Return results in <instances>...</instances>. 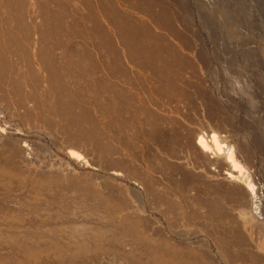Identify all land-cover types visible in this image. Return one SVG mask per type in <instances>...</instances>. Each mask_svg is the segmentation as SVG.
<instances>
[{
    "label": "rangeland",
    "instance_id": "rangeland-1",
    "mask_svg": "<svg viewBox=\"0 0 264 264\" xmlns=\"http://www.w3.org/2000/svg\"><path fill=\"white\" fill-rule=\"evenodd\" d=\"M14 1L10 2V8L13 9L14 6L17 9L12 11L8 7L10 10L6 14L12 21H8L5 15L2 16L4 11L0 14V21L6 20L1 23L8 21L12 23L10 25L7 22L10 26L16 22L19 25L12 26L13 29L0 23V40L3 43L1 46L0 42V53L3 54L4 50L3 55H8L1 60L3 56L0 54V60L4 61L5 68H11L10 71L0 69L3 72L0 71V79L4 80L0 81V128L7 127L6 130L14 133L15 138L22 139L30 146L31 151L29 150L26 158H31L34 167L24 169L18 164L20 160L13 157L9 146H0V264H264V216L256 213L253 201L250 213L254 222L249 221L248 224L242 218L239 214L241 201L234 196L233 189L221 182V175L230 168L226 162L227 152L224 151L221 156L212 155V158L210 154V159L201 156L196 146L197 138L194 139L196 133L210 135L209 139L206 138L208 140L211 139V133H216L220 136L219 142L226 147L225 150L230 146L234 147L235 154L236 149L239 150L241 154L239 152L238 156L237 152L236 160L250 173L251 181L260 194L258 199L264 201V0H44V4L43 0H16L18 6H15ZM2 2L4 0H0V12L5 5ZM89 7H93L92 10ZM46 8L55 9L53 12L56 16H46L51 13L48 10L45 13ZM88 8L90 16L95 12L93 17L83 16L88 14ZM136 8L142 11H137ZM159 9L160 12H157ZM13 17H17V21ZM45 17L48 25L54 18L52 24L55 27L51 28L49 25L53 30H48ZM48 18L52 20L49 22ZM87 18L98 26L91 25L93 22H88ZM93 18H98L101 22L98 23ZM56 20L61 27L56 25ZM112 23H115V27ZM56 26L60 30H54ZM116 27L122 31L119 32ZM6 28L8 32L16 30L15 36L19 38L15 45L18 46L13 45L10 51L5 40L11 46L13 42L6 36H11L13 41L18 38L15 37L17 39L14 40V36L10 35L12 32L4 34L2 29L6 31ZM87 28L95 31H88ZM45 29L53 31V34H46ZM126 33L134 38L125 36ZM142 33L146 34L143 36ZM49 36H53L52 39ZM122 38L132 40L124 41ZM120 41L124 45L129 44L127 42L138 45L131 52L136 55L137 60L128 53L133 45L129 44L127 50L124 48L127 46L121 45ZM140 44L143 45L138 49ZM83 47L90 51L85 52ZM136 49L139 50L137 54ZM144 53L150 59L140 60L142 56L144 58ZM114 60L120 63L119 66ZM5 61L12 65L8 63L6 65L9 67L5 66ZM119 70L128 74L121 75ZM88 75H91L90 78ZM165 78L170 81H165ZM135 85L138 87L134 88ZM92 87L96 89L95 94ZM98 88L102 94L97 91ZM81 89L84 90L80 92ZM73 91H76L75 94ZM106 91L113 98L109 95L107 98ZM116 91L118 93L114 94ZM72 97L77 98L74 101ZM117 97L121 99V103ZM85 100H88L87 103ZM61 103L63 104L60 105ZM146 105L150 108L145 109ZM67 106L70 107L68 111L71 110L69 113L65 109ZM118 109L122 111L120 114ZM101 110L103 114L106 113L104 118ZM42 119L46 122L43 123ZM81 121L84 123L82 127ZM87 126L93 128L88 130ZM113 126L118 128L114 129ZM75 127H80V132L84 131L85 135L82 133V137ZM75 137L81 138V145L74 151L83 157L82 163L88 161L86 165L68 162V151L73 149L70 148V143L74 142ZM212 144L210 143L212 152L216 153ZM240 156L243 158L240 159ZM11 157L16 160H10ZM79 164L83 166L79 167ZM250 164L252 165L249 166ZM114 171L120 172L119 178L112 177ZM98 199L103 201L102 206ZM105 202H108L107 205L110 202L108 206L111 208ZM218 205L220 209H217ZM107 208L109 209L106 210Z\"/></svg>",
    "mask_w": 264,
    "mask_h": 264
},
{
    "label": "bare ground",
    "instance_id": "bare-ground-1",
    "mask_svg": "<svg viewBox=\"0 0 264 264\" xmlns=\"http://www.w3.org/2000/svg\"><path fill=\"white\" fill-rule=\"evenodd\" d=\"M8 1H9V2H8ZM11 1L13 2V0H11ZM11 1H10V0H4V2H2V3H5V5H3V7H2L3 10L0 12V14L2 15V12L4 11L5 14L3 13L2 16L5 15V16L7 17V20H8V21H10L11 18L9 19V18H8V15H6V14H7L8 10L12 9V8H10V7H12V5L10 6V4H12V3H10ZM67 1H68V0H67ZM72 1H73V0H72ZM88 1H89V0H88ZM109 1H110V0H109ZM149 1H150V0H149ZM156 1H157V0H156ZM7 2H8V3H7ZM47 2H48V0H47ZM83 2H84V1H83ZM112 2H113V1H112ZM133 2H134V1H133ZM154 2H155V1H154ZM14 3L16 4L15 6H18V3L16 2V0L14 1ZM51 3H52V2H51ZM54 3H55V2H54ZM86 3H87V2H86ZM88 3H89V2H88ZM128 3H130V2H128ZM156 3H157V2H156ZM162 3H163V2H162ZM43 4H44V0H43ZM49 4H50V3H49ZM49 4H48V5H49ZM79 4H80V2H79ZM82 4H83V3H82ZM90 4H91V3H90ZM93 4H94V3H93ZM110 4H111V3H110ZM113 4H114V3H113ZM138 4H139V3H138ZM140 4H142V3H140ZM157 4H158V3H157ZM8 5H9V6H8ZM23 5H24V4H23ZM40 5H41V4H40ZM48 5H47V6H48ZM50 5H51V4H50ZM114 5H115V4H114ZM114 5H112V6L114 7ZM125 5H126V4H125ZM130 5H132V4L130 3ZM133 5H134V4H133ZM142 5H143V4H142ZM142 5H139V7H140V6L142 7ZM47 6H46V7H47ZM84 6H85V5H84ZM106 6H107V5H106ZM110 6H111V5H110ZM135 6H136V5H135ZM146 6H147V5H146ZM146 6H145V7H146ZM154 6H157V5L155 4ZM154 6H153V7H154ZM8 7H9L10 9H9ZM42 7H44V6H42ZM76 7H77V6L75 5V8H76ZM93 7H95V6H93ZM93 7H92V8H93ZM116 7H117V6H116ZM153 7H151V8H153ZM159 7H160V5H159ZM159 7H158V8H159ZM163 7H164V6H163ZM2 8H1V9H2ZM14 8H15V9H14ZM31 8H32V7H31ZM48 8H50V7H48ZM54 8H55V5H54ZM89 8H91V7H89ZM89 8L87 9V11L89 10ZM92 8H91V10H92ZM98 8H99V7H98ZM114 8H115V7H114ZM130 8H132V7H130ZM13 9L16 10L17 8L13 6ZM13 9H12V11H13ZM41 9H42V8H41ZM70 9H71V8H70ZM81 9H82V8H81ZM106 9H107V8H106ZM109 9H110V8H109ZM109 9H108V11H109ZM111 9H112V8H111ZM111 9H110V10H111ZM118 9H119V8H118ZM133 9H134V8H133ZM138 9L141 10L140 8H136L137 11H138ZM142 9H143V8H142ZM146 9H148V8H146ZM154 9L156 10L155 7H154ZM166 9H167V8H166ZM42 10H43V9H42ZM44 10H45V9H44ZM47 10H48V9L46 8L45 13H46ZM54 10H55V9H52V10L50 9V10H48L47 12L50 11L51 13H47L46 16H49L48 14L53 15L52 17L56 16V15L54 14L55 12H53ZM56 10H57V9H56ZM75 10H76V9H75ZM78 10H79V9H78ZM93 10H94V9H93ZM115 10H116V9H115ZM115 10L113 11V13L115 12ZM151 10H152V9H151ZM89 11H90V10H89ZM89 11L87 12L88 14L83 15V16H84V17H87V16L90 14ZM94 11H97V10H94ZM94 11H91V12L93 13ZM106 11H107V10H106ZM106 11H105V12H106ZM141 11H142V10H141ZM163 11H164V9H163ZM169 11H170V10H169ZM15 12H16V11H15ZM52 12H53V13H52ZM83 12H84V11H83ZM110 12H111V11H110ZM121 12H122V11H121ZM144 12H145V11H144ZM148 12H149V11H148ZM148 12H147V13H148ZM157 12H160V9L157 10ZM8 13H9V12H8ZM16 13H17V12H16ZM43 13H44V11H43ZM73 13H74V12H73ZM92 13H91V14H92ZM94 13H95V12H94ZM94 13L92 14V16H90V15H89V16H90V17H93V15H95ZM107 13H108V12H107ZM117 13H118V12H117ZM125 13H126V12H125ZM138 13H139V12H138ZM145 13H146V12H145ZM152 13H153V11H152ZM162 13H163V15H164V12H162ZM162 13H161V14H162ZM12 14H13V13H12ZM56 14H57V12H56ZM108 14H110V13H108ZM122 14H123V13H121V15H122ZM156 14H158V13H156ZM166 14H167V13H166ZM1 15H0V17H2ZM51 15H50V17H51ZM57 15H58V14H57ZM79 15H81V14H79ZM114 15H116V12H115ZM118 15H119V14H118ZM118 15H117V17H118ZM145 15H146V14H145ZM168 15H169V14H168ZM101 16H102V15H101ZM147 16H148V14H147ZM160 16H161V15H160ZM174 16H175V15H174ZM14 17H15V16H14ZM14 17H13V18H14ZM58 17H59V16H58ZM61 17H62V16H61ZM110 17H111V15L109 16V18H110ZM114 17H115V16H114ZM129 17H130V16H129ZM168 17H169V16H168ZM192 17H193V16H192ZM13 18H12V19H13ZM16 18H17V17H16ZM16 18H14V19H16ZM46 18H47V17H45L44 20H47ZM98 18H99V17H98ZM98 18H95V19L93 18V19L97 22ZM115 18H116V17H115ZM115 18H114V19H115ZM118 18H119V17H118ZM125 18H126V17H125ZM125 18H124V19H125ZM127 18H128V17H127ZM127 18H126V19H127ZM131 18H132V17H131ZM153 18L155 19V17H153ZM48 19H49V22H50V20H52V18H48ZM55 19H56V18H55ZM76 19H78V18H76ZM87 19H88V22H90V21L92 20V19L89 20V18H87ZM100 19H101V17H100ZM149 19L151 20L150 17H149ZM163 19H165V18H163ZM168 19H169V18H168ZM53 20H54V18H53ZM53 20H52V22H53ZM58 20H59V19H58ZM84 20H85V19H84ZM118 20H119V19H118ZM128 20H129V19H128ZM135 20H136V19H135ZM155 20H156V19H155ZM158 20H159V19H158ZM1 21H4V22H5L6 20H2V19H1ZM1 21H0V23H1ZM8 21H7V22H8ZM11 21H12V20H11ZM14 21H15V20H14ZM16 21H17V19H16ZM16 21H15V22H16ZM131 21H133V20L131 19ZM131 21H130V23H131ZM136 21H137V20H136ZM164 21H166V20H164ZM7 22L5 23V24H7V25H9V24L11 23V22H10V23L8 22V23H9V24H8ZM15 22H14V23H15ZM52 22L49 23V25L52 26L51 28L55 27V25H53L54 23L52 24ZM54 22H58L57 24L55 23L56 25L59 24V21H57V20L54 21ZM86 22H87V21H86ZM88 22H87L86 24L90 25ZM91 22H93V21H91ZM99 22H101V21L98 20V23H99ZM121 22L123 23V21H121ZM121 22H119V23H121ZM126 22H127V21H126ZM138 22H140V21H138ZM152 22H153V21H152ZM158 22H160V21H158ZM14 23H13V24H14ZM41 23H42V22H41ZM83 23H84V22H83ZM93 23H94V22H93ZM93 23H91V25H95V23H94V24H93ZM107 23H108V22H107ZM127 23H128V22H127ZM132 23H133V22H132ZM154 23H155V22H154ZM174 23H175V22H174ZM174 23H173V24H174ZM2 24H4V23L2 22L1 25H2ZM5 24H4L3 26H5ZM11 24H12V23H11ZM11 24H10V25H11ZM42 24H43V23H42ZM66 24H67V23H66ZM109 24H110V23H109ZM112 24H114V27H115V23H112ZM142 24H143V23H142ZM161 24H162V23H160V25H161ZM10 25L8 26V28H9V27H12V26L14 27V26L18 25V23L16 22L15 25H12V26H10ZM40 25H41V24H40ZM46 25H48V20H47V24H46ZM49 25L47 26L48 28L50 27ZM72 25H73V24H72ZM96 25H97V23H96ZM96 25H95V26H96ZM100 25H101V24H100ZM102 25H103V23H102ZM116 25L118 26V23H117ZM131 25H132V24H131ZM3 26H2V28H3ZM18 26H19V25H18ZM59 26L61 27L60 24H59ZM80 26H81V25H80ZM80 26H79V27H80ZM95 26H93V28H94ZM97 26H98V25H97ZM103 26H104V25H103ZM137 26H138V25H137ZM140 26H141V25H140ZM143 26H144V24H143ZM143 26H142V27H143ZM154 26H155V25H154ZM13 27H12V28H13ZM44 27H45V26H44ZM62 27H63V26H62ZM83 27H84V26H83ZM112 27H113V26H112ZM135 27H136V26H135ZM135 27H134V28H135ZM162 27H163V26H162ZM0 28H1V26H0ZM8 28H6V31H5L4 29H2L3 32H4V34H5V32H8V30H7ZM48 28H47V29H48ZM51 28H49L48 30H50ZM58 28H59V27L56 26V28H54V30H55V29L58 30ZM66 28H67V27H66ZM102 28H103V27H102ZM137 28H138V27H137ZM137 28H136V29H137ZM140 28H141V27H140ZM146 28H147V27H146ZM13 29H14V28H13ZM15 29H16V27H15ZM64 29H65V28H64ZM98 29H99V28H98ZM98 29H96V32H97ZM104 29H105V28H104ZM116 29H118V31H119V28H118V27H116ZM116 29H114V30H116ZM121 29H122V28H121ZM121 29H120V30H121ZM124 29H125V28H124ZM130 29H132V28L130 27ZM22 30H23V29H22ZM24 30H25V29H24ZM45 30H46V29H45ZM48 30H46V31H47L46 34L50 33V35H51V33H52L53 31H52V32H50V31L53 30V29H51L49 32H48ZM59 30H60V28H59ZM70 30H71V29H70ZM81 30H82V29H81ZM81 30H80V31H81ZM84 30H85V29H83V31H84ZM87 30H88V28H87ZM89 30H91V28H90ZM89 30H88V31H89ZM93 30H94V29H93ZM93 30H91V31H93ZM125 30H126V29H125ZM143 30H144V29H143ZM147 30H148V29H147ZM13 31H14V30H13ZM15 31H16V30H15ZM15 31H14V32L9 31L10 33L12 32L14 35H13L12 33L10 34V33L8 32V34L14 36V40L18 38V36H15V34H16ZM19 31H20V30H19ZM63 31H64V30H63ZM94 31H95V30H94ZM94 31H93V32H94ZM100 31H101V30H100ZM121 31H122V30H121ZM121 31H119V32H121ZM137 31H138V30H137ZM140 31H141V30H140ZM145 31H146V30H145ZM145 31H144V32H145ZM0 32H1V31H0ZM3 32H2V33H3ZM17 32H18V31H17ZM44 32H45V31H44ZM56 32H57V31H56ZM71 32H72V31H71ZM81 32H82V31H81ZM96 32H95V34H96ZM114 32H115V31H114ZM119 32H118V33H119ZM123 32H124V31H123ZM126 32H127V31H126ZM130 32H131V31L129 30L128 33H130ZM150 32H151V31H150ZM2 33H1V34H2ZM29 33H30V32H29ZM57 33H58V32H57ZM64 33H65V31H64ZM67 33H68V32H67ZM99 33H102V32H99ZM103 33H104V32H103ZM115 33L117 34V32H115ZM46 34H45V35H46ZM52 34H53V33H52ZM59 34H60V33H59ZM70 34H71V33H70ZM88 34H89V33H88ZM95 34L93 33V35H95ZM97 34H98V33H97ZM97 34H96V35H97ZM105 34H106V33H105ZM105 34H101V35H105ZM122 34H123V33H122ZM131 34H132V33H131ZM133 34H134V32H133ZM135 34H136V33H135ZM142 34H143V33H142ZM145 34H146V33H145ZM145 34H143V36H144ZM148 34H149V32H148ZM26 35H27V34H26ZM76 35H77V34H76ZM93 35H92V36H93ZM99 35H100V34H99ZM109 35L111 36L110 33H109ZM117 35H118V34H117ZM117 35H116V36H117ZM119 35H120V34H119ZM124 35L127 36V33L124 34ZM158 35H159V34H158ZM47 36H48V35H47ZM53 36L55 37V35H53ZM53 36H49V37L51 38V37H53ZM60 36H61V35H60ZM73 36H75V35H73ZM82 36H83V35H82ZM97 36H98V35H97ZM97 36H96V37H97ZM106 36H108V35H106ZM120 36L122 37V35H120ZM120 36H118V37L121 39ZM143 36H142V37H143ZM147 36H148V35H147ZM153 36H154V35H153ZM155 36H156V35H155ZM155 36H154V37H155ZM2 37H4V35H3ZM6 37H9V38H8L9 40L12 39L11 42H13V43L15 42V44L12 43V46H11V45H10V42H9L8 40H7V41L5 40V42H6L5 45H7V49H8V50H9V49H12V47H14V46L17 44L16 41H19V38H18V40L13 41V38H12L11 36L8 35V36H6ZM10 37H11V38H10ZM15 37H17V38H15ZM49 37H47V38H48V41H50V40H49ZM68 37H69V36H68ZM80 37H81V36H80ZM84 37H85V36H84ZM93 37H94V36H93ZM112 37H113V36H112ZM127 37H130V38L132 37V38H134V36H133V35L131 36L130 34H129V36H127ZM135 37H136V36H135ZM137 37H138V36H137ZM137 37H136V38H137ZM0 38H1V36H0ZM41 38H42V37H41ZM65 38H66V37H65ZM85 38H86V37H85ZM94 38H95V37H94ZM98 38H99V36H98ZM104 38H106V37L104 36ZM124 38H126V37H124ZM124 38H122V40H123ZM146 38H148V37H146ZM146 38H145V39H146ZM155 38H156V37H155ZM4 39H6V38H4ZM51 39H52V38H51ZM62 39H63V38H62ZM77 39H78V38H77ZM107 39H108V38H107ZM110 39H111V38H110ZM110 39H109V40H110ZM138 39H139V38H138ZM67 40H68V38H67ZM98 40L101 41L102 39H98ZM127 40H129V38H127ZM127 40L124 39V41H127ZM130 40H132V39H130ZM130 40H129V41H130ZM141 40H142V38H141ZM149 40H150V39H149ZM154 40H155V39H154ZM156 40H157V39H156ZM36 41H37V40H36ZM103 41H104V40H103ZM106 41H107V40H106ZM124 41H123V42H124ZM133 41L135 42V39H134ZM137 41H138V40H137ZM143 41H144V40H143ZM151 41H152V40H151ZM0 42H1V46H3L2 39L0 40ZM8 42H9V44H8ZM64 42H65V41H64ZM112 42H113V40H112ZM120 42H121V45H124V44H122V41H120ZM157 42H158V41H157ZM74 43H75V42H74ZM107 43H108V42H107ZM107 43H105V44H107ZM127 43L132 44L131 42H127ZM144 43H145V42H144ZM146 43H147V41H146ZM146 43H145V45H147ZM153 43H154V42H153ZM18 44H19V43H18ZM129 44L126 45V43H125V45H126L127 47H124V48H127V50H128V47H130ZM138 44H139V43H138ZM148 44H149V42H148ZM158 44H159V43H158ZM9 45H10L11 47H10ZM13 45H14V46H13ZM86 45H87V44H86ZM103 45H104V44H103ZM119 45H120V44H119ZM125 45H124V46H125ZM132 45H133V44H132ZM132 45H131V46H132ZM135 45H137V44L135 43V44L133 45V47H134ZM141 45H143V44H140L139 47H138V49L140 48ZM152 45H153V44L151 43V46H152ZM156 45H157V44H156ZM156 45H155V46H156ZM8 46H9V47H8ZM17 46H18V45H17ZM17 46H15V47H17ZM98 46H99V45H98ZM100 46H101V45H100ZM137 46H138V45H137ZM147 46H148V45H147ZM159 46H160V45H159ZM20 47H21V46H20ZM115 47H116V46H115ZM133 47L129 48V49H130V50H129L130 52L128 51V53H130V55H134L135 57H134V56H133V57H134V60H135L136 55H135V54H131V52L133 53L135 50L132 51V49H135V48H137V47H136V46H135L134 48H133ZM149 47H150V44H149ZM3 48H4V47H3ZM51 48H52V47H51ZM83 48H84V47H83ZM116 48H117V47H116ZM141 48H142V47H141ZM152 48H153V47H152ZM163 48H164V47H163ZM163 48H162V49H163ZM15 49H16V48H15ZM103 49H104V48H103ZM108 49H109V48H108ZM114 49H115V48H114ZM16 50H17V49H16ZM20 50H22V49H20ZM84 50H85V52H86V51L89 50V49H87V48L85 49V48H84ZM110 50H111V49H110ZM110 50H107V52L110 51ZM142 50H143L144 52H146V50H145L144 48H142ZM142 50L140 49V52H141ZM147 50H148V48H147ZM157 50H158V49H157ZM9 51H10V50H9ZM9 51H8V52H9ZM36 51H37V50H36ZM89 51H90V50H89ZM138 51H139V50L136 49V54L138 53ZM143 51H142V52H143ZM3 52L5 53L4 50L2 51V53H3ZM11 52H12V51H11ZM13 52H14V51H13ZM22 52H23V51H22ZM49 52H50V51H49ZM99 52H100V51H99ZM142 52H141V53H142ZM148 52H149V51H148ZM157 52H158V51H157ZM162 52H163V51H162ZM162 52H161V53H162ZM4 53H3V54H4ZM15 53H16V51H15ZM19 53H20V52H19ZM88 53H89V52H88ZM118 53H119V52H118ZM153 53H154V52H153ZM153 53H152V54H153ZM158 53H159V52H158ZM158 53H157V55H158ZM0 54H1V53H0ZM3 54H1V57L3 56V57H2L3 59L0 57L1 60H4V57H7V56H8V55H7V51H6V55H7V56H4L5 54H4V55H3ZM24 54H26V53H24ZM76 54H77V53H76ZM89 54H90V53H89ZM110 54H111V53H110ZM144 54H145V55H144V58H142L143 56L140 55V54H139V56H140V57L142 56L141 58H140L138 55H137V56H138V58H140V60L145 59V58H148V57H146V56H148V55H146V53H144ZM150 54H151V52H150ZM162 54H163V53H162ZM13 55H14V54H13ZM46 55H47V54H46ZM84 55H85V54H84ZM86 55H87V54H86ZM114 55H116V53H115ZM153 55H155V54H153ZM87 56H88V55H87ZM89 56H90V55H89ZM96 56H97V55H96ZM109 56H110V55H109ZM164 56H165V55H164ZM12 57H13V56H12ZM15 57H16V56H15ZM22 57H23V56H22ZM40 57H41V56H40ZM122 57H123V56H122ZM126 57H128V55H127ZM154 57H155V56H154ZM165 57H166V56H165ZM92 58H93V56H92ZM111 58H112V57H111ZM130 58L132 59V56H131ZM151 58H153V57H151ZM7 59H8V58H7ZM70 59H71V58H70ZM117 59L119 60V57H118ZM121 59H122V58H121ZM121 59H120V60H121ZM148 59H150V58H148ZM148 59H147V60H148ZM154 59H155V58H154ZM157 59L159 60V58H157ZM1 60H0V61H1ZM5 60H6V59H5ZM14 60H15V59H14ZM14 60H13V61H14ZM71 60H72V59H71ZM99 60H100V59H99ZM108 60H109V59H108ZM108 60H107V61H108ZM128 60H129V58H128ZM132 60H133V59H132ZM132 60H131V61H132ZM136 60H137V58H136ZM166 60H167V59H166ZM38 61H39V60H38ZM84 61H85V60H84ZM90 61H91V60H90ZM94 61H95V60H94ZM94 61H93V62H94ZM114 61H115V60H114ZM114 61H112L113 64H114ZM131 61H129V64H130ZM143 61H144V60H143ZM149 61H150V60H148V62H149ZM155 61H156V59H155ZM161 61H162V60H161ZM1 62H2V61H1ZM5 62H6V63H5V66L9 67L8 65H6V64H8L9 62H8V63H7V61H5ZM41 62H42V61H41ZM45 62H47V61H45ZM68 62H69V61H68ZM70 62L72 63V61H70ZM80 62H81V61H80ZM96 62H97V60H96ZM105 62H106V61H105ZM108 62H110V61H108ZM115 62L117 63V61H115ZM141 62H142V61H141ZM152 62H153V61H152ZM156 62H157V61H156ZM159 62H160V61H159ZM10 63H11V62H10ZM10 63H9V64H10ZM22 63H23V62H22ZM48 63H49V62H48ZM81 63H82V62H81ZM85 63H86V62H85ZM91 63H92V62H91ZM94 63H95V62H94ZM103 63H104V62H103ZM121 63H122V62H121ZM132 63H135V62H132ZM137 63H138V62H137ZM139 63H140V62H139ZM142 63H143V62H142ZM163 63H164V62H163ZM0 64H1V63H0ZM3 64H4V61H3L2 64H1V66H3V67L0 66V69L3 68V70H4L5 67H4ZM14 64H15V63H14ZM16 64H18V63H16ZM42 64H43V63H42ZM44 64H45V63H44ZM82 64H83V63H82ZM82 64H81V65H82ZM106 64H108V63H106ZM110 64H111V63H110ZM117 64H118V63H117ZM119 64H120V63H119ZM119 64H118V66H119ZM123 64H124V63H123ZM11 65H12V63H11ZM18 65H19V64H18ZM47 65H48V64H47ZM81 65H80V66H81ZM90 65L92 66V64H90ZM90 65H89V66H90ZM146 65H147V62H146ZM151 65H152V64H151ZM151 65H149V66H151ZM154 65H155V64H154ZM166 65H167V64H166ZM15 66H16V65H15ZM49 66H50V65H49ZM75 66H76V65H75ZM83 66H84V65H83ZM86 66H87V65H86ZM91 66H90V67H91ZM121 66H122V65H121ZM139 66H141V65H139ZM156 66H157V65H156ZM161 66H162V65H161ZM164 66H165V65H164ZM167 66H168V65H167ZM70 67H71V66H70ZM92 67H93V66H92ZM112 67H113V65H112ZM112 67H111V69H113ZM115 67H116V65H115ZM115 67H114V68H115ZM137 67H138V64H137ZM142 67H143V66H142ZM147 67H148V65H147ZM158 67H159V65H158ZM168 67H170V66H168ZM50 68H51V67H50ZM85 68H86V67H85ZM95 68H96V67H95ZM106 68H109V67H106ZM117 68H118V67H117ZM120 68H122V67H120ZM135 68H136V67H135ZM138 68H139V67H138ZM162 68H163V67H162ZM166 68H167V67H166ZM5 69H6V70H9V69H11V68L9 67V69H7V68H5ZM78 69H79V68H78ZM81 69H82V68H81ZM111 69H110V70H111ZM124 69H125V68H124ZM148 69H150V68H148ZM151 69H152V68H151ZM158 69H159V68H158ZM170 69H171V67H170ZM17 70H18V69H17ZM51 70H52V69H51ZM62 70H63V69H62ZM79 70H80V69H79ZM82 70H83V69H82ZM86 70H87V69H86ZM88 70H89V67H88ZM91 70H92V69H91ZM99 70H100V69H99ZM105 70H106V69H105ZM113 70L115 71V69H113ZM122 70H123V69H122ZM122 70H121V71H122ZM127 70H128V69H127ZM142 70H143V69H142ZM144 70H146V69L144 68ZM144 70H143V71H144ZM153 70H154V67H153ZM162 70H163V72L165 71L164 69H162ZM0 71H1V70H0ZM9 71H10V70H9ZM89 71H90V70H89ZM96 71H98V70H96ZM107 71H108V70H107ZM119 71H120V70H119ZM121 71H120V72H121ZM146 71H149V70H146ZM158 71H159V70H158ZM171 71H172V70H171ZM171 71H170V72H171ZM1 72H2V71H1ZM4 72H6V71H4ZM50 72H51V71H50ZM60 72H61V71H60ZM65 72H66V71H65ZM81 72H82V71H81ZM84 72H85V71H84ZM84 72H83V73H84ZM86 72H87V71H86ZM98 72H99V71H98ZM133 72H134V71H133ZM151 72H154V71H151ZM151 72H150V73H151ZM156 72H157V71H156ZM160 72H161V71H160ZM2 73H3V72H2ZM18 73H19V72H18ZM54 73H56V72H54ZM83 73H82V74H83ZM95 73H97V72H95ZM112 73H114V72H112ZM115 73H117V72H115ZM121 73H122L121 75H123V74H125L126 72H125V73H124V72H121ZM135 73H136V72H135ZM166 73H167V72H166ZM25 74H26V73H25ZM45 74H46V73H45ZM89 74H90V72H89ZM126 74H128V72H127ZM154 74H155V73H154ZM18 75H19V74H18ZM69 75H70V74H69ZM72 75H73V74H72ZM91 75H92V74H91ZM91 75H90V76H91ZM108 75H109V74H108ZM115 75H116V74H115ZM157 75H158V74H157ZM161 75H163V74H161ZM167 75H168V74H167ZM0 76H1V75H0ZM25 76H26V75H25ZM30 76H31V75H30ZM53 76H54V75H53ZM83 76H84V75H83ZM90 76L88 75L87 77L90 78ZM118 76H119V74H118ZM134 76H135V75H134ZM155 76H156V74H155ZM164 76H165V75H164ZM85 77H86V76H85ZM92 77H94V76H92ZM111 77H112V76H111ZM121 77H122V76H121ZM123 77H124V76H123ZM127 77H128V76H127ZM130 77H131V76H130ZM159 77H161V76H159ZM167 77H168V76H167ZM7 78H8V77H7ZM22 78H23V77H22ZM30 78H31V77H30ZM50 78H52V76H51ZM55 78H56V77H55ZM96 78H97V77H95V79H96ZM128 78H129V77H128ZM131 78H132V77H131ZM139 78H140V77H139ZM154 78H155V77H154ZM162 78H163V77H162ZM169 78H170V76H169ZM4 79H6V77H5ZM41 79H42V78H41ZM47 79H48V78H47ZM92 79H93V78H92ZM95 79H94V80H95ZM119 79H120V78H119ZM141 79H142V78H141ZM141 79H140V80H141ZM155 79H156V78H155ZM157 79H158V77H157ZM160 79H161V78H160ZM167 79H168V78H165V81H166ZM2 80H3V78L0 79V81H2ZM6 80H7V79H6ZM25 80H27V79H25ZM54 80H56V79H54ZM87 80H88V79H87ZM98 80H99V79H98ZM129 80H130V79H129ZM132 80H133V79H132ZM137 80H139V79L137 78ZM142 80H143V79H142ZM150 80H151V79H150ZM3 81H4V80H3ZM22 81H23V80H22ZM27 81H28V80H27ZM27 81H26V82H27ZM52 81H53V80H52ZM90 81H91V80H90ZM106 81H108V80H106ZM106 81H105V82H106ZM109 81H110V80H109ZM123 81H124V80H123ZM159 81H160V80H159ZM168 81H170V80L168 79ZM58 82H59V80H58ZM88 82H89V81H88ZM93 82H94V81H93ZM95 82L97 83V79L95 80ZM95 82H94V84H96ZM121 82H122V81H121ZM138 82H139V81H138ZM161 82H162V81H161ZM11 83H13V82H11ZM27 83H28V82H27ZM56 83H57V82H56ZM60 83H61V82H59V84H60ZM89 83H90V82H89ZM101 83H103V82H101ZM131 83H132V82H131ZM149 83H150V81H149ZM155 83H157V82H155ZM155 83H154V84H155ZM164 83H165V82H164ZM170 83H171V82H170ZM13 84H14V83H13ZM48 84H49V83H48ZM62 84H63V82H62ZM85 84H86V83H85ZM98 84L100 85L99 81H98ZM129 84H130V83H129ZM157 84H159V83H157ZM157 84H155V85L157 86ZM165 84H166V83H165ZM167 84H168V83H167ZM167 84H166V85H167ZM52 85H53V84H52ZM90 85H92V84H90ZM104 85H105V84H104ZM111 85H113V84H111ZM116 85H117V84H116ZM131 85H133V84H131ZM131 85H130V86H131ZM136 85H137V84H136ZM136 85H135V87H134V86H133V87H134V88H137L138 86L136 87ZM138 85H141V84H138ZM173 85H176V84H173ZM173 85H172V86H173ZM14 86H15V85H14ZM64 86H65V85H64ZM106 86H107V85H106ZM114 86H115V85H114ZM152 86H153V85H152ZM170 86H171V85H170ZM170 86H169V88H170ZM2 87H3V86H2ZM4 87H5V85H4ZM53 87H54V86H53ZM57 87H58V86H57ZM88 87H89V84H88ZM101 87H102V86H101ZM159 87H160V86H159ZM167 87H168V86H167ZM8 88H9V87H8ZM12 88H13V87H12ZM92 88H93V90H94V87H92ZM95 88H97V86H96ZM107 88H109V87H107ZM110 88H111V87H110ZM120 88H121V87H120ZM134 88H133V89H134ZM161 88H162V87H161ZM19 89H20V88H19ZM86 89H87V88H86ZM89 89H90V87H89ZM104 89H105V88H104ZM112 89H115V88H112ZM141 89H142V88H141ZM153 89H154V87H153ZM155 89H156V88H155ZM158 89H159V88H157V90H158ZM167 89H168V88H167ZM57 90H58L57 93H59V89H57ZM68 90H69V89H68ZM83 90H84V89H83ZM83 90L81 89L80 92H82ZM91 90H92V89H91ZM93 90H92V91H93ZM98 90H99L100 93H101V89L98 88L97 91H98ZM106 90H107V89H106ZM108 90H109V89H108ZM127 90L129 91V89H127ZM134 90H135V89H134ZM157 90H156V91H157ZM19 91H20V90H19ZM65 91H67V89H66ZM78 91H79V90H78ZM88 91L90 92V90H88ZM95 91H96V89L93 91V93H94ZM117 91H118V89H117ZM117 91H116V93H114V94H117V93H118ZM145 91H146V90H145ZM152 91H153V90H152ZM162 91H163V90H162ZM44 92H45V91H44ZM55 92H56V91L54 90V93H55ZM62 92L64 93V91H62ZM70 92H71V90H70ZM73 92H74V91H73ZM75 92H76V91H75ZM75 92H74V94H75ZM80 92H78V93H80ZM109 92H110V91H109ZM111 92H112V91H111ZM124 92H125V89H124ZM124 92H123V93H124ZM126 92H127V91H126ZM138 92H139V91H138ZM140 92H141V90H140ZM140 92H139V93H140ZM63 93H61V95H62ZM65 93H66V92H65ZM83 93H84V92H83ZM85 93H86V92H85ZM87 93H88V92H87ZM87 93H86V94H87ZM91 93H92V92H91ZM103 93H104V92H103ZM121 93H122V92H121ZM144 93H145V92H144ZM152 93L154 94V92H152ZM68 94H69V93H68ZM72 94H73V93H72ZM86 94H85V95H86ZM94 94H95V93H94ZM101 94H102V93H101ZM106 94H107V91H106ZM114 94H113V95H114ZM119 94H120V92H119ZM128 94H129V93H128ZM145 94H146V93H145ZM55 95H56V93H55ZM61 95L58 94V96H59L60 98H61ZM76 95H77V94H76ZM85 95H84V96H85ZM96 95H97V94H96ZM108 95H109V94L106 95L107 98L110 96V95H109V96H108ZM124 95H125V93H124ZM148 95H150V93H149ZM148 95H147V96H148ZM58 96H57V97H58ZM64 96H65V95H64ZM70 96H71V95H70ZM80 96H81V95H80ZM80 96H78V97H80ZM91 96H92V95H91ZM91 96H90V97H91ZM97 96L99 97V95H97ZM101 96H103V95H101ZM117 96H118V95H117ZM120 96H121V95H120ZM133 96H135V95H133ZM156 96H157V95H156ZM49 97H50V96H49ZM57 97H55V98H56V99H59V98H57ZM68 97H69V96H68ZM68 97H67V98H68ZM86 97H87V96H86ZM104 97H105V95H104ZM111 97H112V96H110V98H111ZM124 97H126V96H124ZM51 98H52V96H51ZM63 98H64V97H63ZM72 98H73L72 100L75 101V99H76L77 97H76L75 99H74V97H72ZM80 98H81V97H80ZM92 98H93V97H92ZM95 98H96V97H95ZM112 98H113V97H112ZM115 98H116V97H115ZM132 98H133V97H132ZM134 98H135V97H134ZM134 98H133V99H134ZM43 99H44V98H43ZM56 99H55V100H56ZM61 99H62V98H61ZM83 99H84V98H83ZM86 99H87V98H86ZM99 99H100V98H99ZM99 99H98V100H99ZM117 99H119V97H117ZM122 99H123V98H122ZM135 99H136V98H135ZM137 99H138V98H137ZM141 99L143 100V98H141ZM151 99H152V98H151ZM158 99H159V98H158ZM29 100H30V99H29ZM41 100H42V99H41ZM50 100H51V99H50ZM63 100H64V99H63ZM63 100H62V102H63ZM70 100H71V99H70ZM80 100H81V99H80ZM91 100H92V99H91ZM96 100H97V99H96ZM96 100H95V104H96ZM103 100H104V99H103ZM119 100H120V103H121V99H119ZM127 100H128V98L126 99V101H127ZM44 101H45V99H44ZM86 101H88V100H85V102H86ZM107 101H109V100H107ZM137 101H138V100H137ZM150 101H151V100H150ZM152 101H154V100H152ZM80 102H81V101H80ZM82 102H84V101H82ZM85 102H84V103H85ZM99 102H100V101H99ZM99 102H98V103H99ZM104 102H105V101H104ZM104 102H103V103H104ZM115 102L117 103V101H115ZM127 102H128V101H127ZM127 102H126V103H127ZM135 102H136V100H135ZM144 102H145V100H144ZM144 102H143V103H144ZM16 103H17V102H16ZM24 103H25V102H24ZM41 103H43V102L41 101ZM54 103H55V102H54ZM69 103H70V101H69ZM69 103H68V104L66 103V105H69ZM71 103H72V102H71ZM71 103H70V104H71ZM84 103H83V104H84ZM86 103H87V102H86ZM86 103H85V104H86ZM110 103H111V101H110ZM113 103H114V102H113ZM118 103H119V102H118ZM118 103H117V104H118ZM146 103H147V102H146ZM151 103H153V102H151ZM151 103H150V104H151ZM62 104H63V103H61L60 105H62ZM76 104H78V103H76ZM88 104H90V103H88ZM99 104H100V103H99ZM105 104H106V103H105ZM139 104H140V103H139ZM43 105H44V103H43ZM43 105H42V106H43ZM90 105H91V104H90ZM90 105H89V106H90ZM92 105H93V104H92ZM92 105H91V106H92ZM107 105H108V104H107ZM140 105L142 106V104H140ZM143 105H144V104H143ZM69 106H72V105H69ZM84 106H85V105H84ZM95 106H96V105H95ZM97 106H98V105H97ZM117 106L120 107V105H117ZM122 106H123V105H122ZM37 107H38V106H37ZM75 107H76V106H75ZM75 107H74V109H75ZM78 107H81V106L79 105ZM78 107H77V108H78ZM102 107H103V106H102ZM102 107H101V108H102ZM112 107H113V106H112ZM114 107H115V106H114ZM139 107H140V106H139ZM147 107H149V106L146 105L145 109H146ZM57 108H58V107H57ZM60 108H61V107H60ZM68 108H70V107L67 106L65 109H67L66 112L69 113V111H71V110L68 111ZM82 108H83V107H82ZM82 108H81V109H82ZM85 108H87V107H85ZM97 108H98V107H97ZM109 108H110V107H109ZM115 108H117V107H115ZM128 108H129V107H128ZM149 108H150V107H149ZM149 108H148V111L150 110ZM55 109H56V108H55ZM55 109H54V110H55ZM65 109L63 108L62 110H65ZM81 109H80V110H81ZM83 109H84V108H83ZM83 109H82V110H83ZM91 109H92V108H91ZM91 109H90V110H91ZM124 109H125V108H124ZM124 109H122V110H124ZM137 109H138V108H137ZM137 109H136V111H137ZM141 109H142V108H141ZM143 109H144V107H143ZM37 110H38V108H37ZM44 110H45V109H44ZM54 110H53V111H54ZM56 110H57V109H56ZM60 110H61V109H60ZM60 110H58V111H60ZM72 110H73V109H72ZM86 110H87V109H86ZM90 110H89V111H90ZM92 110H93V109H92ZM98 110H99V109H98ZM110 110H111V109H110ZM116 110H117V109H116ZM118 110H120V109H118ZM126 110H127V109H126ZM33 111H34V110H33ZM40 111H41V110H40ZM40 111H39V112H40ZM58 111H57V112H58ZM75 111H76V110H75ZM96 111H97V110H96ZM124 111H125V110H124ZM140 111H142V110H140ZM143 111H144V110H143ZM146 111H147V110H146ZM61 112H62V111H61ZM82 112H83V111H82ZM90 112H91V111H90ZM99 112H100V111H99ZM101 112H102V110H101ZM106 112H107V111H106ZM116 112H117V111H116ZM120 112H122V111L120 110V111H119V114H120ZM41 113H42V112H40V114H41ZM46 113H47V111H46ZM58 113H60V112H58ZM68 113H66V115H67ZM71 113H72V112H71ZM75 113H76V112H75ZM85 113H86V112L84 111V114H85ZM97 113H98V112H97ZM107 113H108V112H107ZM109 113H110V111H109ZM139 113H142V112H139ZM144 113H145V112H144ZM144 113H143V114H144ZM28 114H29V113H28ZM50 114H52V113H50ZM56 114H57V113H56ZM64 114H65V112H64ZM73 114H74V113H73ZM77 114H78V113H77ZM84 114H83V115H84ZM98 114H99V113H98ZM102 114H103V112H102ZM104 114H106V113H104ZM104 114H103V116H102L103 118H104ZM113 114H114V113H113ZM123 114H124V113H123ZM32 115H33V114H32ZM38 115H39V114H38ZM52 115H53V114H52ZM71 115H72V114H71ZM79 115H80V114H79ZM81 115H82V114H81ZM83 115H82V116H83ZM124 115H125V114H124ZM139 115H141V114H139ZM34 116H35V115H34ZM42 116H43V115H42ZM42 116H41V117H42ZM74 116H75V114H74ZM74 116H73V117H74ZM100 116H101V115H100ZM105 116H106V115H105ZM107 116H108V115H107ZM115 116H117V115H115ZM119 116H120V115H119ZM30 117H32V116H30ZM41 117H40V118H41ZM44 117H45V116H44ZM55 117H56V115H55ZM76 117H77V115H76ZM83 117H84V116H83ZM83 117H81L80 119L82 120ZM32 118H33V117H32ZM45 118H46V117H45ZM67 118H68V116H67ZM77 118H79V117H77ZM84 118H85V117H84ZM89 118H90V117H89ZM89 118H88V120H89ZM223 118H224V117H223ZM226 118H227V117H226ZM53 119H54V118H53ZM101 119H102V118H101ZM33 120H34V118H33ZM49 120H50V119H49ZM51 120H52V119H51ZM69 120H70V119H69ZM75 120H76V119H75ZM75 120H74V121H75ZM90 120H91V119H90ZM105 120H107V117H106ZM110 120H111V119H110ZM139 120H140V119H139ZM141 120H142V119H141ZM141 120H140V121H141ZM37 121H38V120H37ZM37 121H36V122H37ZM43 121H45V119H44V120L42 119V122H43ZM58 121L61 122V120H58ZM71 121H72V120H71ZM103 121H104V119H103ZM120 121H121V120H120ZM40 122H41V121H40ZM45 122H46V121H45ZM54 122H55V121H54ZM81 122H82V121H81ZM84 122H85V121H84ZM88 122H89V121H88ZM91 122H92V121H91ZM109 122H110V121H109ZM116 122H117V121L115 120V123H116ZM150 122H152V121H150ZM43 123H44V122H43ZM49 123H50V122H49ZM49 123H48V124H49ZM73 123H74V122H73ZM82 123H83V122H82ZM86 123H87V121H86ZM86 123H85V124H86ZM120 123H121V122H120ZM130 123H131V122H130ZM32 124H33V122H32ZM37 124H38V123H37ZM48 124H46V125H48ZM63 124L65 125L66 123H63ZM74 124H75V123H74ZM78 124H79V123H78ZM92 124H94V123H92ZM106 124H107V123H106ZM109 124H110V123H109ZM147 124H148V123H147ZM147 124H146V125H147ZM217 124H218V123H217ZM67 125H68V124H67ZM79 125H80V124H79ZM79 125H78V126H79ZM83 125H84V123H83L80 127H82ZM90 125H91V124H90ZM94 125H95V124H94ZM96 125H99V124H96ZM110 125H112V124H110ZM110 125H108V126H110ZM123 125H124V123H123ZM130 125H131V124H130ZM48 126L50 127V125H48ZM52 126H54V125L52 124ZM52 126H51V127H52ZM75 126H77V125H75ZM118 126H119V125H118ZM147 126H148V125H147ZM46 127H47V126H46ZM46 127H45V129H46ZM67 127H68V126H67ZM69 127H70V125H69ZM69 127H68V128H69ZM80 127H79V128H80ZM85 127H86V126H85ZM85 127H84V128H85ZM87 127H88V126H87ZM106 127H107V126H106ZM115 127H117V126H113L112 128L115 129ZM119 127H120V126H119ZM136 127H137V126H136ZM148 127H149V126H148ZM75 128H76V127H75ZM79 128L77 127L76 129L78 130ZM89 128H90V127H88V130H89ZM92 128H93V127H92ZM92 128H90V129H92ZM98 128H99V127H98ZM117 128H118V127H117ZM150 128H151V127H150ZM152 128H153V127H152ZM152 128H151V129H152ZM6 129H7V127L4 128V129L0 128V146H1L2 148H3V145H4V148H5V146H9V147H10V150L13 151V153H12V154L14 155L13 157H16L17 159L20 160V163H18V164H21V167H23L24 169H31L32 167H34V166H33L34 163L30 161L31 158H30L29 160L26 158L27 153H28L29 150H30V146H29L27 143H25L24 141H22V139H17V138H15V137H14V133H12L11 131L6 130ZM41 129H42V128H41ZM47 129H48V128H47ZM56 129H57V128H56ZM102 129H103V128H102ZM213 129H214V128H213ZM70 130H71V129H70ZM97 130H99V129H97ZM103 130H104V129H103ZM141 130H142V129H141ZM146 130H147V129H146ZM221 130H222V129H221ZM80 131H81V130L79 129L78 133H81V134L83 133V134H84V131H83V132H80ZM110 131H111V130H110ZM112 131H113V130H112ZM112 131H111V132H112ZM117 131H118V130H117ZM149 131H150V130H149ZM76 132H77V131H76ZM93 132H94V130H93ZM93 132H92V133H93ZM101 132H102V131H101ZM106 132H108V131H106ZM193 132H194V130H193ZM48 133H49V132H48ZM86 133H87V132H86ZM99 133H100V132H99ZM104 133H105V132H104ZM113 133H114V132H113ZM115 133H116V131H115ZM119 133H120V132H119ZM151 133H152V132H151ZM195 133H196V132H195ZM54 134H55V133H54ZM83 134H82V137L85 135V134H84V135H83ZM89 134H91V133H89ZM100 134H101V133H100ZM108 134H109V132H108ZM141 134H142V133H141ZM79 135H80V134H79ZM102 135L105 136V134H103V133H102ZM102 135H101V136H102ZM112 135L115 137L114 134H112ZM133 135H134V134H133ZM142 135H143V134H142ZM144 135H145V134H144ZM144 135H143V136H144ZM232 135H233V134H232ZM118 136H119V135H118ZM136 136H139V134H137ZM136 136H135V137H136ZM147 136H148V135H147ZM193 136H195L194 133H193ZM208 136L210 137V135H208ZM208 136H207L206 134H205V135H201V134L198 135V133H196V136L194 137L195 140H196V138H197V140H196L197 145H196V146H197V148L199 149V151L201 152V154H202L201 156H205V157H207V158H209L210 154H211V158H212V157H213L212 155H218V156H221L222 154H224V151L227 152V155H226V156L228 157V159H227L226 162L229 164L230 168L227 169L226 172H224L225 174L221 175V173H220V175L222 176V178L220 177V175H219V177L221 178V182H223V184H224L226 187H228V188L234 190V193H235L234 196H237V198L241 201V202H240L241 204L239 203V204H240V207H239V214L242 216V218H244L245 221L247 220V223H248L249 221H253V222H254V220H253V216H252L251 213H250V209H251L252 202L255 201L256 206H255L254 208H255V210H256V213H257L258 215H260V216H262V215L264 216V204L262 203V202H264V201H262V199H260V200L258 199V196H260V194L258 193V192H259V191H258V188L252 183L253 181H251V178H252V177L250 176V173H248V172H247V171L241 166V164H239L238 161L236 160V157H235V156H237V152H238V156H239V152H240V151H239V150L237 151V149H236V154H235V149H234L233 146H230V148L228 147L227 150H225L226 147H225L224 145H222V144L219 142V141H220V136H218L216 133H211V139H210V140H208V139H209ZM96 137H97V135H96ZM105 137H106V136H105ZM107 137H108V136H107ZM109 137H110V136H109ZM111 137H112V136H111ZM131 137H132V136H131ZM189 137H190V136H189ZM207 137H208V139H206ZM228 137H229V136H228ZM233 137H234V136H233ZM75 138H76V137H75ZM89 138H90V141H92L91 137H89ZM132 138H133V137H132ZM66 139H67V138H66ZM84 139H85V137H84ZM84 139H83V140H84ZM113 139H114V138H113ZM115 139H116V138H115ZM117 139H118V138H117ZM191 139H192V138H191ZM221 139H222V138H221ZM223 139H224V138H223ZM228 139H229V138H228ZM236 139H237V138H236ZM67 140H68V139H67ZM85 140H89V139L86 138ZM94 140H95V139H94ZM94 140H93V141H94ZM110 140H111V139H110ZM131 140H132V139H131ZM144 140H145V139H144ZM195 140H194V142H195ZM239 140H240V139H239ZM70 141H71V139H70ZM72 141H73V140H72ZM80 141H81V138H79V139L76 138V139H74V142H72V143L69 142L71 145L68 144V148H69V145H70V148H73L72 150H69V151H68V155L70 156V160H69L68 162H70L71 164H72V163H74V164H78V163L84 164V162H83V163L81 162V158H83V157H80L81 155H78L77 151H74V149H79V145H81ZM108 141H109V140H108ZM108 141H107V142H108ZM231 141H232V140H231ZM84 142H85V141H83L82 143L84 144ZM105 142H106V141H105ZM188 142H189V141H188ZM192 142H193V141H192ZM221 142H222V141H221ZM223 142H224V141H223ZM86 143H87V142H86ZM86 143H85V144H86ZM88 143H89V142H88ZM88 143H87V144H88ZM210 143H211V144L213 143L212 145L215 146L214 150H216V151H215L216 153H213V152H212L213 150H212V147L210 146ZM230 143H231V142H230ZM230 143H229V144H230ZM236 143H237V142H236ZM106 144H108V143H106ZM184 144H185V143H184ZM192 144H193V143H192ZM237 145H238V144H237ZM66 146H67V145H66ZM82 146H83V145H82ZM92 146H93V144H92ZM95 146H96V145H95ZM109 146H110V144H109ZM239 146H240V145H239ZM117 147H118V146H117ZM185 147H187V146H185ZM188 147H189V146H188ZM81 148H82V147H81ZM83 148H84V147H83ZM87 148H88V147H87ZM111 148H113V147H111ZM111 148H109V150H110ZM193 148H194V147H193ZM224 148H225V149H224ZM235 148H236V147H235ZM238 148H239V147H238ZM0 149H1V148H0ZM7 149H8V148H7ZM105 149H106V148H105ZM190 149H191V148H190ZM198 149H197V150H198ZM1 150H2V149H1ZM3 150H4V149H3ZM87 150H89V149H87ZM115 150H116V149H115ZM169 150H170V149H169ZM172 150H173V149H172ZM243 150H244V149H243ZM243 150H242V151H243ZM30 151H31V150H30ZM78 151H79V150H78ZM106 151H107V150H105V152H106ZM1 152H2V151H1ZM107 152H108V151H107ZM5 153H6V152H5ZM79 153H80V152H79ZM82 153H83V152H82ZM102 153H103V152H102ZM169 153H172V152H169ZM2 154H3V153H2ZM83 154H84V153H83ZM240 154H241V152H240ZM247 154H248V153H247ZM9 155H10V154H9ZM87 155H88V152H87ZM165 155H166V154H165ZM186 155H187V154H186ZM242 155H243V154H242ZM85 156H86V155H85ZM88 156H89V155H88ZM238 156H237V157H238ZM244 156L246 157V155H243V157H244ZM205 157H203V159H204ZM240 157H241L240 159L243 158L242 156H240ZM245 157H244V158H245ZM11 158H12V157H11ZM28 158H29V157H28ZM186 158H187V157H186ZM192 158H193V157H192ZM207 158H206V160H207ZM14 159H15V158H14ZM14 159L12 158V159H10V160H13V161H14ZM26 159H27V160H26ZM35 159H36V158H35ZM209 159H210V158H209ZM15 160H16V159H15ZM82 160H83V159H82ZM249 160H250V158H249ZM249 160H248V161H249ZM1 161H2V160H1ZM7 161H8V160H7ZM204 161H205V160H204ZM214 161H215V160H214ZM214 161H213V162H214ZM242 161H243V160H242ZM242 161H241V162H242ZM15 162H17V161H15ZM60 162H61V161H60ZM76 162H77V163H76ZM87 162H88V161H87ZM87 162H86V163H87ZM92 162H93V161H92ZM197 162H198V161H197ZM239 162H240V161H239ZM252 162H253V161H252ZM252 162H251V163H252ZM86 163H85L84 165H86ZM4 164H5V163H4ZM18 164H16V165H18ZM35 164H36V163H35ZM81 164H79V167H80V166H83V165H81ZM194 164H195V163H194ZM210 164H211V163H210ZM220 164H221V163H220ZM224 164H225V163H224ZM10 165H11V164H10ZM205 165H206V164H205ZM251 165H252V164H250L249 166H251ZM88 166H89V164L87 165V167H88ZM90 166H92V165H90ZM117 166H118V165H117ZM210 166H213V165H210ZM214 166H215V165H214ZM5 167H8V166H5ZM5 167H4V169H5ZM13 167H14V166H13ZM108 167H110V166H108ZM196 167H197V166H196ZM199 167H200V166H199ZM215 167H216V166H215ZM223 167H225V166H223ZM226 167H227V166H226ZM8 168H9V167H8ZM23 168H22V169H23ZM85 168H86V167H85ZM111 168H112V167H111ZM145 168H146V167H145ZM149 168H150V167H149ZM190 168H191V167H190ZM213 168H214V167H213ZM216 168H217V167H216ZM16 169L18 170L19 167L16 168ZM7 171H8V170H7ZM111 171H112V170H111ZM220 171H222V170H220ZM220 171H219V172H220ZM209 172H210V171H209ZM119 173H120V172H119ZM119 173H118L117 171H114L111 175H112V177L119 178L120 175H121V174H119ZM251 173H252V172H251ZM123 174H125V173H123ZM214 174H215V173H214ZM217 175H218V174H217ZM9 177H10V176H9ZM26 179H27V178H26ZM113 181H114V180H113ZM213 182H215V181H213ZM216 182H217V181H216ZM142 183H143V182H142ZM215 185H216V183H215ZM232 185H234V188H232ZM123 186H124V185H123ZM142 186H143V185H142ZM219 187H220V186H219ZM106 188H107V187H106ZM124 188H125V187H124ZM209 188H210V187H209ZM222 188H225V187L223 186ZM91 189H92V188H91ZM122 189H123V188H122ZM96 190H97V188H96ZM105 190H106V189H105ZM123 190H124V189H123ZM125 190H126V189H125ZM222 190H223V189H222ZM224 191H225V189H224ZM226 191H227V190H226ZM232 192H233V191H232ZM121 193H122V192H121ZM226 193H227V192H226ZM226 193H224V194H226ZM118 194H119V193H118ZM231 194H232V193H231ZM258 194H259V195H258ZM92 195H93V194H92ZM212 195H213V194H212ZM226 195H228V194H226ZM106 196H107V195H106ZM228 196H230V195H228ZM232 196H233V194H232ZM234 196H233V197H234ZM99 197H100V196H99ZM111 197H112V196H111ZM262 197H263V195H262ZM95 198H96V196H95ZM101 198H102L101 200H103V197H101ZM120 198H121V197H120ZM126 198H127V197H126ZM160 198H161V197H160ZM215 198H216V197H215ZM215 198H214V199H215ZM260 198H261V197H260ZM127 200H128V199H127ZM230 200H231V198H230ZM98 201H100V199H98ZM103 201H105V200H103ZM103 201H102V202H103ZM128 201H129V200H128ZM213 201H214V200H213ZM231 201H232V200H231ZM237 201H238V200H237ZM100 202H101V201H100ZM100 202H99V204H101V206H102V202H101V203H100ZM160 202H161V201H160ZM105 203H106V202H105ZM105 203H104V204H105ZM107 203H108V202H107ZM107 203H106V205H107ZM117 203H118V202H117ZM127 203H128V202H127ZM211 203H213V202L211 201ZM217 203H219V202H217ZM223 203H224V202H223ZM223 203H222V204H223ZM97 204H98V203H97ZM110 204H111V203L109 202L108 205L110 206ZM123 204H124V203H123ZM214 204H215V203H214ZM108 205H107V206H108ZM113 205H114V204H113ZM119 205H120V204H119ZM215 205H216V204H215ZM219 205H220V204H219ZM219 205H218V206H219ZM235 205H237V203H236ZM99 206H100V205H99ZM109 206H108V207H109ZM115 206H116V205H115ZM218 206H217V207H218ZM220 206H221V205H220ZM220 206H219V208H217V209H220ZM124 207H125V206H124ZM99 208H100V207H99ZM101 208H102V207H101ZM109 208H111V207H109ZM109 208H107L106 210H108ZM142 208H143V207H142ZM213 208H214V210H215V207H214V206H213ZM213 208H211V209H213ZM124 209H125V208H124ZM143 209H144V208H143ZM169 209H170V208H169ZM217 209H216V211H217ZM103 210H104V207H103ZM113 210H114V207H113ZM113 210H112V211H113ZM119 210H120V209H119ZM121 210H122V207H121ZM214 210H212V213L214 212ZM237 210H238V209H237ZM112 211H111V213H112ZM116 211H117V209H116ZM168 211H169V210H168ZM105 212H106V211H105ZM105 212H104V213H105ZM217 212H218V211H217ZM113 213H115V212L113 211ZM169 213H170V212H169ZM172 213H173V211H172ZM177 213H178V212H177ZM177 213H176V214H177ZM209 213H211V212H209ZM212 213H211V214H212ZM214 213H215V212H214ZM106 215H107V213H106ZM213 215H214V214H213ZM112 216H113V215H112ZM115 216H116V215H115ZM110 217H111V216H110ZM121 221H122V220H121ZM182 221H183V220H182ZM133 223H135V222H133ZM251 223H252V222H251ZM248 224H249V223H248ZM127 225H129V224H127ZM132 225H133V224H132ZM132 225H131V226H132ZM252 225H253V223H252ZM124 226H125V225H124ZM124 226H123V227H124ZM129 226H130V225H129ZM125 227H127V226H125ZM125 227H124V228H125ZM135 227H136V226H134V228H135ZM251 227H253V226H251ZM132 228H133V227H132ZM127 229H128V227H127ZM129 229H131V228H129ZM122 230H124V229H122ZM133 230H134V229H132V231H133ZM250 230H251V229H250ZM120 231H121V230H120ZM124 231H126V230H124ZM129 232H130V231H129ZM129 232H128V233H129ZM134 232H135V231H134ZM124 233H125V232H124ZM128 233H126V234H128ZM135 233H136V232H135ZM135 233H131V235H132V234H135ZM126 234H125V235H126ZM129 234H130V233H129ZM121 235H122V234H121ZM134 236H135V235H134ZM126 237H127V236H126ZM135 237H136V236H135ZM165 247H166V246H165ZM165 249H166V248H165ZM169 250H170V249H169ZM173 252H174V251H173ZM155 253H156V252H155ZM167 254H168V253H167ZM167 256H168V255H167ZM157 257H158V256H157ZM159 257H160V256H159ZM171 257H172V256H171ZM177 257H178V256H177ZM181 257H182V256H181ZM164 258H165V257H164ZM148 259H149V258H148ZM153 259H154V258H153ZM162 259H163V258H162ZM122 260H123V258H122ZM151 260H152V259H151ZM154 260H156V259H154ZM166 260H167V259H166ZM159 261H160V259H159ZM175 261H176V260H175ZM161 262H162V261H161ZM165 262H166V261H165ZM154 263L156 264V262H154ZM163 263H164V262H163ZM166 263H167V262H166ZM171 263H172V262H171ZM161 264H162V263H161ZM173 264H174V263H173Z\"/></svg>",
    "mask_w": 264,
    "mask_h": 264
},
{
    "label": "water",
    "instance_id": "water-1",
    "mask_svg": "<svg viewBox=\"0 0 264 264\" xmlns=\"http://www.w3.org/2000/svg\"><path fill=\"white\" fill-rule=\"evenodd\" d=\"M238 129V128H237ZM241 133V132H240Z\"/></svg>",
    "mask_w": 264,
    "mask_h": 264
}]
</instances>
